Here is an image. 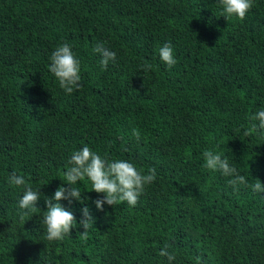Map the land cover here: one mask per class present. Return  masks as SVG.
<instances>
[{"label": "trees", "instance_id": "16d2710c", "mask_svg": "<svg viewBox=\"0 0 264 264\" xmlns=\"http://www.w3.org/2000/svg\"><path fill=\"white\" fill-rule=\"evenodd\" d=\"M61 44L81 62L70 95L49 69ZM97 44L116 53L106 70ZM165 44L171 68L158 54ZM260 110L264 0L244 20H227L219 0H0V264H169L165 245L172 264H264V192L235 189L203 158L223 153L264 183V130L245 135ZM85 145L155 168L156 179L135 206L103 210L94 201L105 194L79 181L83 202L60 201L77 223L48 241L45 199L70 187L64 173ZM13 173L26 185L11 184ZM26 187L40 200L21 220ZM84 207L96 220L86 239Z\"/></svg>", "mask_w": 264, "mask_h": 264}, {"label": "clouds", "instance_id": "9594fccd", "mask_svg": "<svg viewBox=\"0 0 264 264\" xmlns=\"http://www.w3.org/2000/svg\"><path fill=\"white\" fill-rule=\"evenodd\" d=\"M223 16L228 19L235 16L244 20L248 12L253 7V0H219ZM95 53L101 54L100 64L103 69H107L109 62L115 63L116 53L103 44H97L93 49ZM160 59L168 65L169 68L176 64V58L171 44H165L159 49ZM50 72L56 77L59 86L66 94H72L74 90L82 87L81 84V62L76 57L68 44H61L55 48L50 56ZM152 65L145 63L142 65V71H149ZM251 127L245 132V135L258 133L264 130V110H260L250 117ZM133 135L136 140H140V132L133 129ZM205 167L220 171L225 177H231L228 183L238 190V186L249 187L254 192H264V183L256 179L255 183L250 184L244 175L239 174L236 167L229 163V159L223 153L213 150L203 152ZM70 167L64 173L66 184L70 187L60 186L50 198L45 199L47 210L43 217V224L46 228V239L48 241H62L66 235L71 234L74 224L77 223L75 215L60 203L62 200L73 199L83 202V193L76 187L79 181L86 178L91 181L92 191L105 194L102 199L94 201L97 209L103 210L105 204L114 206L120 202H127L131 206L138 203L139 197L144 193L145 186L151 184L156 179V170L152 168L147 174L136 167L134 163L127 160L118 159L109 161L85 145L82 149L74 152L69 160ZM10 183L15 186L26 185L23 176L13 173L10 177ZM40 200V193L34 191L31 187L26 190L19 200L18 207L24 210L20 219L29 215L37 208ZM96 223L95 218L88 207L82 209V217L79 224L83 231L81 234L87 238L88 230ZM168 245H165L159 252L160 256L166 257L169 264L175 260V255L168 251Z\"/></svg>", "mask_w": 264, "mask_h": 264}]
</instances>
